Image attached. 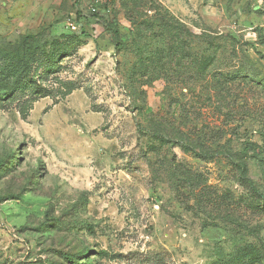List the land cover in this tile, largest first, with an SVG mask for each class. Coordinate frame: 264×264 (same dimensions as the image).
Masks as SVG:
<instances>
[{
  "label": "rangeland",
  "instance_id": "1",
  "mask_svg": "<svg viewBox=\"0 0 264 264\" xmlns=\"http://www.w3.org/2000/svg\"><path fill=\"white\" fill-rule=\"evenodd\" d=\"M263 195L264 0H0V264H264Z\"/></svg>",
  "mask_w": 264,
  "mask_h": 264
},
{
  "label": "trees",
  "instance_id": "2",
  "mask_svg": "<svg viewBox=\"0 0 264 264\" xmlns=\"http://www.w3.org/2000/svg\"><path fill=\"white\" fill-rule=\"evenodd\" d=\"M110 1H111V0H110ZM110 1H106L105 3H109ZM80 25H81V27H80L79 32H78V31H73V33H76V34H82V33L84 32V28H83L82 24H80ZM107 28L113 30V31L115 32V34H116L117 36H119V30H117L115 27L110 26V27H107ZM18 63H19V62L14 63V66L10 63L9 66H10V67H15V68L17 67V68H19ZM170 137H171V135H170ZM239 169H240V172L243 173L244 170L246 169V163H244L243 161H241V162L239 163ZM244 178H245L246 180L249 181L250 185L252 186L253 190H254L256 193H259V194L262 195V193H260V189H259V187H258V184H257L254 180L248 178L247 176H244ZM263 196H264V195H263Z\"/></svg>",
  "mask_w": 264,
  "mask_h": 264
},
{
  "label": "built area",
  "instance_id": "3",
  "mask_svg": "<svg viewBox=\"0 0 264 264\" xmlns=\"http://www.w3.org/2000/svg\"><path fill=\"white\" fill-rule=\"evenodd\" d=\"M104 1L106 2V1H110V0H104ZM92 10H93V11H97L96 6H94V7L92 8ZM70 25H71V28H72L73 31H78V30H80L81 25H77V24H75V23H71Z\"/></svg>",
  "mask_w": 264,
  "mask_h": 264
}]
</instances>
